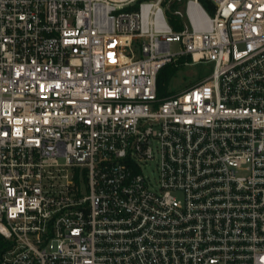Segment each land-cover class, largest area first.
Listing matches in <instances>:
<instances>
[{
  "label": "built area",
  "instance_id": "1",
  "mask_svg": "<svg viewBox=\"0 0 264 264\" xmlns=\"http://www.w3.org/2000/svg\"><path fill=\"white\" fill-rule=\"evenodd\" d=\"M0 264H264V0H0Z\"/></svg>",
  "mask_w": 264,
  "mask_h": 264
},
{
  "label": "rangeland",
  "instance_id": "2",
  "mask_svg": "<svg viewBox=\"0 0 264 264\" xmlns=\"http://www.w3.org/2000/svg\"><path fill=\"white\" fill-rule=\"evenodd\" d=\"M202 5L210 15H213V11L206 3H203ZM176 8L180 9L181 7H175V9ZM168 23L175 32H179L183 29V20L178 17H168ZM181 48L182 47L178 43L173 44L174 51H180ZM178 68L179 71L176 73L175 77L172 79L168 87V90L172 91L175 94L180 93L186 88L195 85L211 71L210 67H205L202 65L192 67V65L183 64L178 65ZM144 174L154 182L158 178L157 171L152 165H149L144 170Z\"/></svg>",
  "mask_w": 264,
  "mask_h": 264
},
{
  "label": "trees",
  "instance_id": "3",
  "mask_svg": "<svg viewBox=\"0 0 264 264\" xmlns=\"http://www.w3.org/2000/svg\"><path fill=\"white\" fill-rule=\"evenodd\" d=\"M189 58H182L178 65H183L186 62H189ZM178 65H167L162 69L158 76L157 86H158V95L160 98H167L172 95H175L172 91L168 90V87L172 81V79L175 77L176 73L179 71Z\"/></svg>",
  "mask_w": 264,
  "mask_h": 264
}]
</instances>
